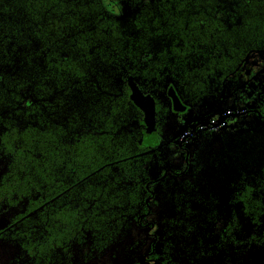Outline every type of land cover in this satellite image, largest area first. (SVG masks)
<instances>
[{"label": "trees", "instance_id": "1", "mask_svg": "<svg viewBox=\"0 0 264 264\" xmlns=\"http://www.w3.org/2000/svg\"><path fill=\"white\" fill-rule=\"evenodd\" d=\"M257 52L264 0H0L7 264H203L226 251L264 264L263 120L206 127L186 173L152 183L168 161L129 87L155 102L160 134L167 88L189 107L213 102Z\"/></svg>", "mask_w": 264, "mask_h": 264}, {"label": "flooded vegetation", "instance_id": "2", "mask_svg": "<svg viewBox=\"0 0 264 264\" xmlns=\"http://www.w3.org/2000/svg\"><path fill=\"white\" fill-rule=\"evenodd\" d=\"M182 105L185 107L184 111H175L169 99L167 102L162 100L159 106L160 134L155 131L154 136L145 137L146 143L151 148L156 147L166 155L168 166L162 175V177L165 175L164 178L168 173L178 178L186 173L188 161L201 139H199L201 131H204L206 127L216 129L217 132L221 131L222 127H228L237 132H246L258 130L262 125L257 118L262 119L264 124V53L257 52L251 55L237 80L231 82L226 93L218 100L198 103L193 107L184 103ZM227 115L230 116L226 117ZM222 119V123L218 126L202 123L217 124ZM165 120L166 127L163 126V122L166 123ZM195 125L197 126L194 129ZM182 166L181 171H176ZM155 243L156 238L154 237L152 246Z\"/></svg>", "mask_w": 264, "mask_h": 264}, {"label": "water", "instance_id": "3", "mask_svg": "<svg viewBox=\"0 0 264 264\" xmlns=\"http://www.w3.org/2000/svg\"><path fill=\"white\" fill-rule=\"evenodd\" d=\"M129 87L132 91V101L134 102V104L139 107L145 116L146 122L148 123V133L146 136L148 135H152L154 136V132H155V125H154V101L148 97V96H144L136 87V85L134 84V82L130 79L129 80ZM166 95L168 97V99L171 101L173 110L175 111H184L185 107L182 105L181 101L179 100L175 90L172 87H169L166 91ZM230 115H227L226 117H228ZM223 119L217 123V124H213V123H209V122H202L203 124H210L212 126H218L222 123ZM199 123V124H202ZM197 125L194 126V129ZM153 139L156 141V138L153 137ZM165 176V175H164ZM161 177L159 180L156 179L154 180L152 183L158 182L161 179L164 178Z\"/></svg>", "mask_w": 264, "mask_h": 264}, {"label": "rangeland", "instance_id": "4", "mask_svg": "<svg viewBox=\"0 0 264 264\" xmlns=\"http://www.w3.org/2000/svg\"><path fill=\"white\" fill-rule=\"evenodd\" d=\"M161 100L164 102H167L166 97L161 96ZM154 109H155V102H154ZM166 122V120H165ZM167 122L163 126L166 127ZM168 213V212H164ZM168 215V214H167ZM149 222L152 221V217L148 219ZM8 222V218L5 215L0 214V229L3 228ZM147 230V226L141 227V230L138 232L144 233ZM236 253H233V251H226L223 255L217 257L212 261L213 257L210 259V261H207V263L203 264H250L251 261H253L255 258L254 255L245 254V253H239L238 256L235 255ZM15 255V251L12 247H9L7 245H4L0 243V264H7ZM259 259V256L258 258ZM194 264V263H193Z\"/></svg>", "mask_w": 264, "mask_h": 264}]
</instances>
